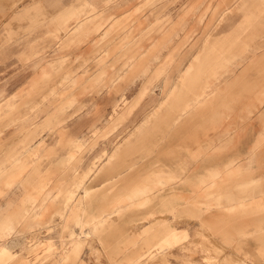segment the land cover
Returning <instances> with one entry per match:
<instances>
[{
	"label": "rangeland",
	"instance_id": "obj_1",
	"mask_svg": "<svg viewBox=\"0 0 264 264\" xmlns=\"http://www.w3.org/2000/svg\"><path fill=\"white\" fill-rule=\"evenodd\" d=\"M0 264H264V0H0Z\"/></svg>",
	"mask_w": 264,
	"mask_h": 264
},
{
	"label": "crops",
	"instance_id": "obj_2",
	"mask_svg": "<svg viewBox=\"0 0 264 264\" xmlns=\"http://www.w3.org/2000/svg\"><path fill=\"white\" fill-rule=\"evenodd\" d=\"M183 192L185 194V191H182V193ZM217 216H218L217 212H215V210H213L207 216L206 219L209 222H214L216 220V217ZM242 229H243V223L242 222H239V223H235L234 225L228 226L227 232L231 235V239H235L236 242H239L240 240H238L239 238L237 236H238V234H240V232L242 231ZM168 234H169V236L165 240H169L170 238L176 240L177 237H178V232H175V231H172V230ZM242 243H244V244H242L243 251H248V248L249 247L256 246V244H255L256 242L252 241L251 239L247 240L246 242H242Z\"/></svg>",
	"mask_w": 264,
	"mask_h": 264
}]
</instances>
